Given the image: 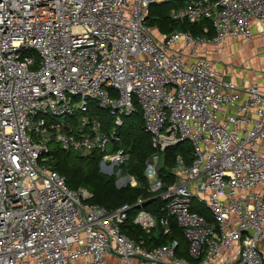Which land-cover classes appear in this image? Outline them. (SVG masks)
Here are the masks:
<instances>
[{"label":"built area","instance_id":"2783aa9c","mask_svg":"<svg viewBox=\"0 0 264 264\" xmlns=\"http://www.w3.org/2000/svg\"><path fill=\"white\" fill-rule=\"evenodd\" d=\"M164 1L0 0V264H264V68L241 77L208 55L230 39H264V0L172 9L174 19H210L212 37L158 36L148 13ZM94 100L111 127L91 113ZM138 106L154 149L147 184L126 171L130 152L118 145ZM54 141L97 154L118 187L147 186L165 214L157 218L143 196L113 210L90 202L93 192L70 188L47 164ZM181 142L191 144V162L178 153L166 185L161 155ZM133 206L148 233L158 223L169 233L174 218L191 259L177 255V239L147 247L124 234Z\"/></svg>","mask_w":264,"mask_h":264},{"label":"trees","instance_id":"16d2710c","mask_svg":"<svg viewBox=\"0 0 264 264\" xmlns=\"http://www.w3.org/2000/svg\"><path fill=\"white\" fill-rule=\"evenodd\" d=\"M185 3L186 0H166L162 3L151 5L148 20L153 31L158 36L168 35L176 30H183L190 31L194 36L212 37L215 34V29L210 19L201 18L193 22L189 19L180 20L172 17V9L184 6ZM205 28L208 31H205ZM90 109L92 114L99 116L103 122L111 127L112 117L108 110L97 107L95 100L90 102ZM143 125V111L138 106V112L125 117V123L119 129L121 141L118 145L123 146L130 152V160L126 165V171L135 175L140 183L147 184L148 180L145 175L146 160L152 155L154 149L151 146L150 135ZM190 148L191 144L189 142H181L169 147L162 153L159 171L166 185L173 181L171 168L175 165V158L178 153H182L188 163L191 162ZM60 150L57 151L58 155L61 153ZM86 160L89 161H87L88 164H85ZM98 163L99 156L97 154L89 157L80 156L73 164L66 157L65 159L54 161L53 169L66 177L70 188H88L93 192L90 202L99 204L108 210L116 209L123 204L134 205L138 197L143 196L149 199L145 203L146 209L155 214L157 218L165 214L162 210L165 201L156 197V193L149 191L147 186L140 184L138 186L127 185L118 187L115 176L102 173ZM138 210V206H133L129 210L128 218L122 224L124 234L136 241L143 240L144 245L147 247L167 244L171 240L177 239L180 244L177 249V255L191 259L187 251L188 240L174 218L170 219L169 233H164V227L160 223L148 233L134 221ZM192 210L205 215L208 219H213L209 208L204 204L193 201Z\"/></svg>","mask_w":264,"mask_h":264},{"label":"rangeland","instance_id":"374dc122","mask_svg":"<svg viewBox=\"0 0 264 264\" xmlns=\"http://www.w3.org/2000/svg\"><path fill=\"white\" fill-rule=\"evenodd\" d=\"M253 41H255V40H253ZM253 41H250V42L246 41V42H243V43L241 42V44L240 43H235L233 45L232 44H225L223 47H221L220 48V51H221L220 54L219 55H214V58L216 59V62L219 63V67H221V65H223L224 67L228 66V63H230V66H232V68L235 71H237V72L238 71H246V72H248V71L252 70V71H254L256 73L257 70H258V67H256L253 64H251L252 63V59L257 57L258 60H259L258 63H260V62L264 61V59H263L264 53H262V51H261V45H258L257 42H253ZM262 43H264V39H263ZM249 45H251L252 50H254L253 54L250 55L247 58L245 57L246 59H243V58L242 59H237L236 55H239L240 52L243 51V48L245 46H249ZM211 46L213 47V49L217 48L215 45H211ZM78 115H79V112H76V115L70 117V120H74L75 117H77ZM51 147L54 149V151H53L54 159H51V160H49L47 162V164L50 165L51 167H53L54 161H56V160H62V159H65L67 157L69 159V161L71 162V164H73L75 161H77L80 158V156H82L80 154V152L63 150L61 148V146L56 141H54L51 144ZM59 149H61L60 150L61 153L59 152L60 154L58 155L57 151H59ZM87 161L88 160H86L85 164L86 163L88 164L89 161L88 162ZM88 259H90V258L88 257ZM85 260H86V258L83 257V258H81L80 261H81V263H83ZM119 264H122V263H119Z\"/></svg>","mask_w":264,"mask_h":264},{"label":"crops","instance_id":"0c3cea01","mask_svg":"<svg viewBox=\"0 0 264 264\" xmlns=\"http://www.w3.org/2000/svg\"><path fill=\"white\" fill-rule=\"evenodd\" d=\"M247 40H245V39H243V38H237V39H230L229 41H227L225 44H235V43H240L241 44V42L243 43V42H246ZM250 41H253V40H250ZM249 41V42H250ZM263 42V39H257V40H255V41H253V42H257L258 43V45H264V43H262ZM209 49H208V55L209 56H214V52H213V47L210 45L209 47H208ZM204 51H205V49H201V52L202 53H204ZM240 51V50H239ZM253 52H254V50H252V47H251V45H249V46H245L244 48H243V51L242 52H240V54L239 55H236V58L237 59H246L247 57H249L250 55H252L253 54ZM256 53V52H255ZM254 53V54H255ZM247 54V55H246ZM246 57V58H245ZM263 59H264V56H263ZM258 58L257 57H255L254 59H252V63L251 64H253L254 66H256V67H258V69H260V67L262 66V68H264V61H262V62H260V63H258ZM219 65V64H218ZM221 65V64H220ZM261 65V66H260ZM221 67H224L223 65H221ZM236 73H237V75H239V76H247L248 78H251V77H254L255 76V72L254 71H248V72H246V71H236ZM260 78H261V80H262V82H264V71L260 74ZM83 258V257H82ZM86 258V260L84 261V262H87L88 261V258L87 257H85ZM109 259H111V262H117L115 259H113V258H109ZM81 258H79V259H77L76 260V264H83V263H81Z\"/></svg>","mask_w":264,"mask_h":264}]
</instances>
